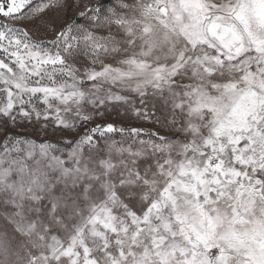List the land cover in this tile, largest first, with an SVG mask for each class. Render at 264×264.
I'll use <instances>...</instances> for the list:
<instances>
[{"label":"snow or ice","instance_id":"6c2138e0","mask_svg":"<svg viewBox=\"0 0 264 264\" xmlns=\"http://www.w3.org/2000/svg\"><path fill=\"white\" fill-rule=\"evenodd\" d=\"M0 264H264V0H0Z\"/></svg>","mask_w":264,"mask_h":264},{"label":"rangeland","instance_id":"374dc122","mask_svg":"<svg viewBox=\"0 0 264 264\" xmlns=\"http://www.w3.org/2000/svg\"><path fill=\"white\" fill-rule=\"evenodd\" d=\"M105 119L109 120V121H117V122H120V117H118L115 113H112L110 116H107L105 117ZM99 122H102V121H99ZM125 126H132V127H144V128H149L151 127L150 125L148 124H143L142 122H138V121H135V120H131V121H128ZM58 135V134H57ZM49 138L55 140L57 138L56 135H52L51 132H50V135H49Z\"/></svg>","mask_w":264,"mask_h":264}]
</instances>
